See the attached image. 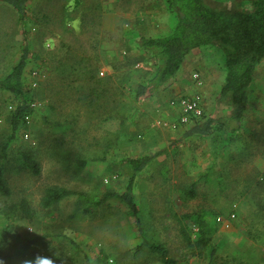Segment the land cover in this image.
Segmentation results:
<instances>
[{
  "label": "rangeland",
  "instance_id": "374dc122",
  "mask_svg": "<svg viewBox=\"0 0 264 264\" xmlns=\"http://www.w3.org/2000/svg\"><path fill=\"white\" fill-rule=\"evenodd\" d=\"M211 1L223 8H246L248 3ZM27 11L31 55L24 89L29 101L40 105L7 148L5 176L11 199H28L36 217L20 219L6 231L0 214V264H33L34 259L44 264L50 253L71 258V264H85L83 254L65 237L78 243L91 260L103 254L101 264H162L148 247L137 251L142 238L126 205L117 199L88 209L72 195L50 208L40 206L45 189L54 185L83 191L91 199L121 191L132 172L123 159L155 152L159 153L151 164L136 174L134 188L146 238L163 244L173 264H264V60L254 72L249 105L237 122L230 118L227 102L218 99L224 68L216 45L192 51L173 78L134 99L135 87L155 71L154 60L137 44L138 36L164 35L174 23L163 1L31 0ZM104 21L106 26L114 23V38H106L113 46L110 50L100 46ZM22 29L16 11L0 1V78L21 54ZM96 38L103 61L98 76L107 74L104 64L117 68L114 72L110 67L117 86L115 108L103 120L76 103L70 88L57 86L48 70L52 52L71 46L90 55ZM193 93L202 97V119L221 123L212 135L186 136L191 122H178L180 109L178 113L170 101ZM16 99L0 90V149L8 133L5 117ZM23 151L32 153L39 173L20 165ZM80 161L84 164L77 166ZM192 183L190 196L187 188ZM5 200L0 196V209ZM194 213L206 215L215 228L203 247L195 244L198 227L190 218ZM218 216L228 219L229 226L217 221ZM36 236L42 238L27 244ZM212 248L215 255L209 262Z\"/></svg>",
  "mask_w": 264,
  "mask_h": 264
},
{
  "label": "trees",
  "instance_id": "16d2710c",
  "mask_svg": "<svg viewBox=\"0 0 264 264\" xmlns=\"http://www.w3.org/2000/svg\"><path fill=\"white\" fill-rule=\"evenodd\" d=\"M3 1L16 11L18 21L23 27L20 33L24 40L19 58L11 65L8 73L0 78V90L17 97V101L5 117L8 133L0 149V196L6 198L0 209V214L6 221L4 225L8 231L20 219L34 220L36 211L25 197L16 201L11 199L12 190L5 176L7 148L16 139L18 131L26 126L25 116H30L33 108L30 106L31 98L27 97L24 89V71L31 55L30 42L26 36V4L28 0ZM161 1L174 16L173 27L170 32L164 35L138 36L137 44L154 60L155 71L146 83L138 84L135 87L134 99L140 100L173 78L185 57L192 51L203 46L216 45L222 51L224 68V78L218 92V99L227 102L231 109L230 118L240 122L249 105L254 72L264 60V0H248L246 8L218 7L211 0ZM88 24L92 27L93 20ZM97 43L98 39L96 38L94 43L90 44L93 50L90 55L77 53L71 46L58 48L56 52L49 55L48 70L57 86H60L61 89L70 88L72 97L76 98V103L84 104L90 114L99 113L103 120L112 115L110 113L115 108L117 86L114 83L115 73L98 76V70L103 61L100 58ZM35 56L37 57L36 54ZM107 64L114 72L116 71L115 64ZM202 118L203 116L191 120V126L185 133L186 136L193 134L209 136L221 127V123L214 118ZM158 153L123 159L132 172L121 191H108L98 199H91L83 191L54 185L45 189L40 199V206L50 208L60 200L72 195L85 201L88 209L92 206L102 205L110 199H117L126 205L133 219V227L142 238L140 244L136 246L137 251L146 246L158 254L162 264H173L163 244L149 241L146 238L139 217L138 201L134 194L136 174L150 165ZM18 161L22 167L28 168L34 174L39 173V164L32 153L20 152ZM83 164L84 161H80L77 166ZM193 187L194 183L187 188V193L190 196L194 195ZM190 218L193 224L198 227L195 244L200 247L208 245L215 228L206 221V215L194 213L190 215ZM41 238L42 236H36L27 244H33ZM1 240L4 241L2 236ZM65 240L75 251L83 254L85 264H101L104 258L103 254L91 260L78 243L68 237H65ZM9 243L10 240H5V244ZM214 255L215 248H212L209 262ZM70 259L62 254L50 253L44 264H71ZM32 263L42 264L37 259H34Z\"/></svg>",
  "mask_w": 264,
  "mask_h": 264
},
{
  "label": "built area",
  "instance_id": "2783aa9c",
  "mask_svg": "<svg viewBox=\"0 0 264 264\" xmlns=\"http://www.w3.org/2000/svg\"><path fill=\"white\" fill-rule=\"evenodd\" d=\"M33 76L37 75L38 72L34 70L32 72ZM100 74L103 75V70L100 71ZM194 77L197 78V74H194ZM35 85V81L33 82ZM171 105L178 107L180 109L179 120L180 124H185L191 122L193 118H199L203 116V107H202V97L198 93H193L189 95H182L170 101ZM40 105V102L32 101L30 102L31 108L37 107ZM12 106L9 105V109ZM30 116L26 115L25 120L29 122ZM27 136V134H25ZM234 213L229 215V218H233ZM217 221L221 222L225 227L229 226V220L226 218H222L220 216L217 217Z\"/></svg>",
  "mask_w": 264,
  "mask_h": 264
},
{
  "label": "crops",
  "instance_id": "0c3cea01",
  "mask_svg": "<svg viewBox=\"0 0 264 264\" xmlns=\"http://www.w3.org/2000/svg\"><path fill=\"white\" fill-rule=\"evenodd\" d=\"M0 1H2L3 3H5L3 0H0ZM30 2H31V0H28V2H27V4H26V19H28L27 17H28V11H27V8L30 6ZM6 4V3H5ZM106 22L104 21L103 22V26H102V28H101V47H103V48H106V49H112L113 48V46H110V42H108L107 41V37L108 36H110V35H112V38H114L113 37V35H114V32H115V29H114V23L113 24H111V25H107L106 26ZM173 27V26H172ZM172 27H171V29H172ZM110 30V31H109ZM171 31V30H170ZM169 31V32H170ZM104 66H105V69H106V71H107V73L108 74H110L111 73V71H112V69L110 68V65H108V64H104ZM181 67H182V64H181ZM181 67H180V69H181ZM179 71V70H178ZM177 71V72H178ZM176 75V74H175ZM175 107V106H174ZM173 107V108H174ZM174 109H176L177 110V112L179 113V109L177 108V107H175ZM213 115V114H212ZM211 115V117H213Z\"/></svg>",
  "mask_w": 264,
  "mask_h": 264
}]
</instances>
